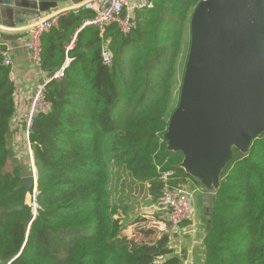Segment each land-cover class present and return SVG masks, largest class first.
I'll use <instances>...</instances> for the list:
<instances>
[{
  "label": "trees",
  "instance_id": "trees-1",
  "mask_svg": "<svg viewBox=\"0 0 264 264\" xmlns=\"http://www.w3.org/2000/svg\"><path fill=\"white\" fill-rule=\"evenodd\" d=\"M198 3L153 0L128 36L112 25L102 37L84 25L94 12L81 8L43 36L44 72L64 68V76L47 86L51 111L30 133L36 191L19 188L32 172L11 146L16 87L0 53V264H182L161 258L158 244L131 240L126 218L135 187L147 186L149 201L158 202V166L174 172L173 183L187 182L184 156L168 150L166 135ZM104 42L112 66L103 61ZM114 170L132 186L115 187ZM34 194L36 207L28 202ZM204 246L205 264H264V134L245 156L233 149Z\"/></svg>",
  "mask_w": 264,
  "mask_h": 264
},
{
  "label": "water",
  "instance_id": "water-1",
  "mask_svg": "<svg viewBox=\"0 0 264 264\" xmlns=\"http://www.w3.org/2000/svg\"><path fill=\"white\" fill-rule=\"evenodd\" d=\"M263 134L264 0H202L192 16L180 102L166 135L168 150L181 152L180 166L208 181L230 161L234 143L248 150ZM36 181L26 176L19 188L36 190ZM214 196L203 195L208 231Z\"/></svg>",
  "mask_w": 264,
  "mask_h": 264
},
{
  "label": "crops",
  "instance_id": "crops-1",
  "mask_svg": "<svg viewBox=\"0 0 264 264\" xmlns=\"http://www.w3.org/2000/svg\"><path fill=\"white\" fill-rule=\"evenodd\" d=\"M88 0H0V27L5 31H0V47H4V51L9 53L12 60L11 76L14 81L16 92V112L11 120L10 128L12 141L11 146L18 160L22 148H26L25 138L22 133L20 124L21 113L26 109L29 99L33 93V88L39 80V74L36 72L30 61L26 42L28 34L25 30V24L28 18L34 14L47 15L61 9H73L83 6ZM71 12V11H70ZM67 11L66 14H68ZM65 14V15H66ZM22 146V147H21ZM28 158V154H26ZM22 162V161H21ZM30 162V160H29ZM23 163V162H22ZM25 164V163H23ZM30 164V163H29ZM35 164V163H34ZM32 172V168H28ZM187 172V185L194 192V212L189 220H187L179 229L174 230L167 224L160 213V221L156 230V238L154 244L161 247L163 255L161 258L178 257L182 259V264H205L206 249L204 241L208 232L207 221L204 218L203 195L205 193H214L216 189H209L208 181L198 173L183 167ZM33 175V173H32ZM213 187V186H212ZM199 194V195H198ZM133 199L128 202V216L126 234L130 239L136 238L129 231H132L131 213L140 211V202H148L147 186L145 188L135 187L133 191ZM197 199L202 203V209L198 210L196 204ZM151 204V203H149ZM154 205V204H153ZM138 222V221H137ZM135 242H140L135 240Z\"/></svg>",
  "mask_w": 264,
  "mask_h": 264
},
{
  "label": "built area",
  "instance_id": "built-area-1",
  "mask_svg": "<svg viewBox=\"0 0 264 264\" xmlns=\"http://www.w3.org/2000/svg\"><path fill=\"white\" fill-rule=\"evenodd\" d=\"M152 7L153 0H88L85 2L84 8L93 11L95 16L87 20L84 25L98 27L102 32V37L108 27L116 25L124 36H128L137 28L136 13ZM66 13L67 10L64 9L47 15H32L28 18L25 27L28 34L26 49L34 70L39 74V80L33 88L26 109L21 113L20 124L26 141L25 144L30 153L32 173L36 179L34 154L30 143L31 129L35 119L40 114H48L51 111V103L47 98V86L53 80H61L64 76V68L53 75L44 72L42 68V38L58 27L60 17ZM74 43L75 38L69 48L73 47ZM0 53L3 57L4 66L11 67L12 60L9 53L4 50H0ZM102 58L106 65H113V54L106 42L102 46ZM157 168L162 184V193L157 202V209L162 214L164 221L174 230H177L191 218L194 212L195 194L189 190L187 185L173 183L175 179L173 171H162L159 166ZM35 195L37 196V194Z\"/></svg>",
  "mask_w": 264,
  "mask_h": 264
},
{
  "label": "rangeland",
  "instance_id": "rangeland-1",
  "mask_svg": "<svg viewBox=\"0 0 264 264\" xmlns=\"http://www.w3.org/2000/svg\"><path fill=\"white\" fill-rule=\"evenodd\" d=\"M188 38H190L189 40V44L191 45V26L190 29L188 30ZM189 45V47H190ZM190 52V49H189ZM188 56L185 55V57H183V64H184V72L182 74L183 69H180V83L178 86V102H180V97H181V90H182V85H183V80H184V75H185V70H186V65H187V61H188ZM182 67V65H181ZM179 106V105H178ZM22 147V146H21ZM233 149H236L239 151L240 155L245 156L247 154V147L246 146H242L238 143H234L233 147H232V153H233ZM26 154H28V158L26 156ZM21 155H23V158L20 160L23 163H25V166L28 168H32V164L29 162L30 160V153H29V149L27 148H22V152H20L19 157H21ZM30 163V164H29ZM228 164V162H224L223 163V167L222 169L225 168V166ZM29 173L31 172L30 170H28ZM116 174H117V170L113 171L112 174V179H113V185L115 184V187H121V189L123 187H125L126 189L128 187L132 186V182H130L128 179L126 180H117L116 179ZM222 174V172H221ZM220 172L217 173L215 176L211 177L210 180H208V184H213L212 185H207V188L209 189H216L218 182L220 180V176H221ZM206 180V179H205ZM189 190L191 191V189L189 188ZM199 195V194H198ZM36 195H29L28 196V202L33 205L34 207H36ZM151 203V204H149ZM140 204V211L137 213H131L132 218L130 217L128 220V223H130L131 221H133L131 223V227H132V231H129L130 234H133L134 236H137L136 238H132L131 240H138L140 242H138V244H142V243H153L152 240H154L156 238V232L158 230V223H159V219H160V212L157 209V203L156 204H152L151 201L145 202L142 201L139 203ZM202 203L197 199L196 201V206L198 210L202 209ZM138 221V222H137Z\"/></svg>",
  "mask_w": 264,
  "mask_h": 264
}]
</instances>
